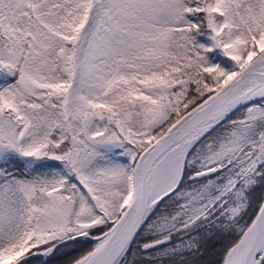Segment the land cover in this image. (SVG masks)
<instances>
[{
    "label": "snow or ice",
    "instance_id": "obj_1",
    "mask_svg": "<svg viewBox=\"0 0 264 264\" xmlns=\"http://www.w3.org/2000/svg\"><path fill=\"white\" fill-rule=\"evenodd\" d=\"M0 264H264V0H0Z\"/></svg>",
    "mask_w": 264,
    "mask_h": 264
},
{
    "label": "trees",
    "instance_id": "obj_2",
    "mask_svg": "<svg viewBox=\"0 0 264 264\" xmlns=\"http://www.w3.org/2000/svg\"><path fill=\"white\" fill-rule=\"evenodd\" d=\"M206 259H207V257H206Z\"/></svg>",
    "mask_w": 264,
    "mask_h": 264
}]
</instances>
